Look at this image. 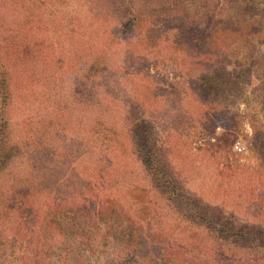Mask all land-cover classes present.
I'll list each match as a JSON object with an SVG mask.
<instances>
[{
	"label": "rangeland",
	"instance_id": "rangeland-1",
	"mask_svg": "<svg viewBox=\"0 0 264 264\" xmlns=\"http://www.w3.org/2000/svg\"><path fill=\"white\" fill-rule=\"evenodd\" d=\"M238 9L236 1L229 13ZM114 17L123 22L103 0H0V31L13 28L7 34H21L15 30L23 27L25 38L31 42L22 62L14 58L18 54L12 48L5 51L13 57L8 103L11 136L22 140L31 138L32 149L52 147L57 151L53 161L58 165L52 176L60 180L64 175L69 183L74 180L65 173L67 160L74 161L73 166L82 163L77 167L86 172L92 167L115 165L119 161L120 166L114 167L113 175L119 178L122 191L131 198L143 197L145 190L133 185L142 175V169L139 147L131 136L132 131L129 132L134 121L126 118L131 115L138 118L140 128L143 124L139 121L148 123L150 136L161 152H170L168 171L176 181L192 194L207 199L212 208H218L214 205L224 200L236 223L260 229L264 235V157H258L254 150L256 134L264 136V25L256 31L253 23L247 22L242 32L241 25L232 16L227 28L231 33L225 41L217 40L222 31L220 27L211 36V44L205 46L210 50L211 46H221V43L229 45L227 52H222L225 57L217 55L213 48L210 50L213 54L202 61L208 66L211 61L223 60L229 71L237 70L244 62L249 67L239 98H230L220 105L213 99V104L220 106L226 116L220 113L215 117L212 128L216 135H226L230 151L238 154L249 171L254 197L244 199L241 194H230L227 185L217 187L220 182L206 169L204 159L194 153V142H188L189 124L202 120L197 116L198 108L204 104L210 107L212 102L199 92L182 91L188 85L191 90L194 88L196 71L189 72L188 83L176 84L182 57L173 49L175 42L169 31L172 20L160 24L159 44L135 55L138 51L131 50L139 47L138 32L115 27ZM133 34L136 38H132ZM90 56L99 58V63L93 64L102 68L100 78L93 79L99 84L93 90L89 89L91 84L84 71ZM232 124L234 127L237 124L236 130L230 129ZM228 132L232 134L230 137ZM236 141L242 146L240 152L232 149ZM92 174L93 171L87 173L90 178ZM222 189L228 195L221 196ZM40 212L36 223L24 231L23 253L13 257L0 251V264H73L79 257L83 261L104 260V255L90 256L86 250H80V256L74 250L70 253L72 250L56 241L65 237L55 228V210L45 204ZM73 236L65 239V246L78 245ZM188 264L193 263L189 260Z\"/></svg>",
	"mask_w": 264,
	"mask_h": 264
},
{
	"label": "trees",
	"instance_id": "trees-1",
	"mask_svg": "<svg viewBox=\"0 0 264 264\" xmlns=\"http://www.w3.org/2000/svg\"><path fill=\"white\" fill-rule=\"evenodd\" d=\"M103 1L109 3L123 21L114 17L115 27L123 26L138 32L139 47L131 50L132 53L138 51L135 55L159 44L162 40V32L161 35L157 32L160 24L172 20L169 31L173 33V49L182 57L177 75L181 80L176 84L188 83L189 72L196 71L194 88L191 90L188 85L182 91L199 92L212 102L210 107L204 104L198 108L197 116L202 120L189 124L188 142H194V153L204 159L206 169L217 179L215 181L220 182L217 187L227 185L230 194H241L244 199L254 197L246 164L244 166L237 153L230 151L226 135H216L213 130L215 117L220 113L226 116L220 106L213 104V99L220 105L230 98H239L249 67L244 62L237 70L229 71L223 60L211 61L208 66L202 61L208 59V54H213L210 52L213 48L217 55L225 57L222 52H227L229 45L221 43V46H211L210 50L205 46L211 44V36L220 27L222 31L217 40L225 41L231 33L227 28L232 16L241 25L242 32L246 30L247 22H252L255 30L260 31L264 25V0ZM236 1L239 9L231 14L229 9ZM10 30L14 29L0 31V251L3 254L18 257L23 253L25 229L36 223L41 209L48 204L57 213L55 228L65 239L75 235L78 245L65 246V239L60 238L57 242L68 251L72 250L70 253L74 250L78 256L82 255L80 250H86L90 256L100 253L105 257L102 262L92 258L83 261L79 257L73 264H188L189 260L193 264L264 262L263 232L236 223L230 210L225 208L224 200L214 205L218 208H212L207 199L192 194L176 181L168 171L170 152H161L155 146L156 140L150 136L148 123L139 121L144 126L140 128L138 118L131 115L126 118L134 121L130 123L133 129L129 132L132 131L131 136L139 147L142 169V175L133 185L145 190L143 197L131 198L122 191L119 178L113 175L114 167L120 166L119 161L115 165L111 162L112 165H98L86 172L77 167L82 163L73 166L74 161L67 160L65 173L74 181L69 179V183L64 175L60 180L54 179L52 175L58 162L53 160L58 152L52 147L32 149L34 141L31 138H13L10 133L9 77L13 57L5 51L12 48L18 54L14 58L22 62L31 43L25 38L23 27L15 30L21 34L9 35ZM131 36L136 38L137 35ZM93 58L88 57L84 70L92 90L99 86L93 79H99L102 71L101 66L93 64L99 63V58ZM230 127L236 130L237 124ZM231 133L228 132V137ZM256 135L254 150L262 159L264 136ZM91 171L93 178L87 175ZM224 189L221 196L228 195Z\"/></svg>",
	"mask_w": 264,
	"mask_h": 264
},
{
	"label": "built area",
	"instance_id": "built-area-1",
	"mask_svg": "<svg viewBox=\"0 0 264 264\" xmlns=\"http://www.w3.org/2000/svg\"><path fill=\"white\" fill-rule=\"evenodd\" d=\"M232 149L234 150V151H237V152H240L241 151V149H242V146H241V144L239 143V142H234L233 144H232Z\"/></svg>",
	"mask_w": 264,
	"mask_h": 264
}]
</instances>
